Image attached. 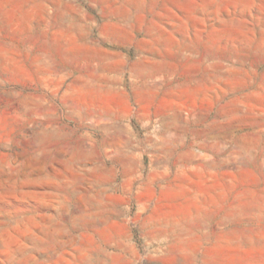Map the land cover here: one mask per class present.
Returning <instances> with one entry per match:
<instances>
[{
  "label": "rangeland",
  "instance_id": "rangeland-1",
  "mask_svg": "<svg viewBox=\"0 0 264 264\" xmlns=\"http://www.w3.org/2000/svg\"><path fill=\"white\" fill-rule=\"evenodd\" d=\"M0 264H264V0H0Z\"/></svg>",
  "mask_w": 264,
  "mask_h": 264
}]
</instances>
